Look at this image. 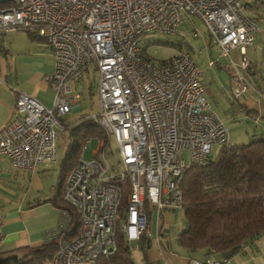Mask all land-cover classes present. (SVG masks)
I'll return each instance as SVG.
<instances>
[{
    "label": "built area",
    "instance_id": "obj_1",
    "mask_svg": "<svg viewBox=\"0 0 264 264\" xmlns=\"http://www.w3.org/2000/svg\"><path fill=\"white\" fill-rule=\"evenodd\" d=\"M8 3L0 5V40L12 30L28 31L54 58L53 72L44 78L53 92L51 105L17 92L13 119L0 130V157L14 170L32 173L56 162V130L65 115L80 109L76 86L90 67L97 73L99 112L88 119L104 138L84 139L64 179L62 200L75 212L78 226L75 234L72 217L59 210L57 226L47 233V241L56 246L50 264H96L117 250L118 238L131 251L145 234L151 237L164 212L181 208L179 183L185 171L206 162L214 147L231 144L203 96L201 71L192 55L180 52L156 64L144 51L143 37L173 36L184 22L197 18L217 49L211 64L227 74L238 101L248 92L247 51L258 27L244 13L242 0ZM0 50H5L1 43ZM238 111L241 119L246 116L242 108ZM92 139L97 149L86 159L85 145ZM155 240L160 243L158 232ZM183 264H228V259L191 258Z\"/></svg>",
    "mask_w": 264,
    "mask_h": 264
},
{
    "label": "crops",
    "instance_id": "obj_2",
    "mask_svg": "<svg viewBox=\"0 0 264 264\" xmlns=\"http://www.w3.org/2000/svg\"><path fill=\"white\" fill-rule=\"evenodd\" d=\"M242 8L256 23L258 31L254 34L253 45L247 51L248 92L238 101L232 98L227 74L211 64L215 56L212 51L217 53V49L211 44L202 23L197 18H190L183 27L188 24L187 31L198 39L199 51L204 50L207 54L205 66L198 65L191 55L201 71L203 95L206 91L210 104L223 105L227 109L224 119L220 120L228 135L232 136L236 129L244 132L247 139L252 136L257 139L258 135L264 134V0H242ZM21 31H9L0 40L1 45L5 46V50H0V130L13 119L17 92L26 93L46 106H50L53 100V92L44 79L53 72V55L34 33ZM232 55L238 56L237 53ZM81 81L76 86L78 92ZM239 108H245L248 116H257L256 122L245 117L239 118ZM80 110L81 107L71 112ZM49 167L41 165L35 172H22L14 170L6 158L0 157V253L20 247L39 248L49 243L47 233L57 226L60 217L59 209L53 203L59 171L52 192L44 190L42 185L43 173ZM159 256L160 260H154V263L165 261L168 264H183L185 261L183 258L177 262L170 259L168 262L161 251ZM228 264H264V235L252 246L228 259Z\"/></svg>",
    "mask_w": 264,
    "mask_h": 264
},
{
    "label": "trees",
    "instance_id": "obj_3",
    "mask_svg": "<svg viewBox=\"0 0 264 264\" xmlns=\"http://www.w3.org/2000/svg\"><path fill=\"white\" fill-rule=\"evenodd\" d=\"M69 137L71 143L59 165L53 203L59 210L68 211L76 234L78 219L62 200V184L76 162L84 139L104 138V135L87 119L71 127ZM179 187L182 193L180 209L185 220V227L177 236L179 247L191 254L202 252V257L230 259L252 246L264 235V134L247 144L222 146L215 158L191 165L183 174ZM138 246L146 261L151 238L145 234ZM55 250L53 242L39 248H16L1 252L0 264H49ZM96 264L136 263L131 259L129 246L118 238L117 250L109 257L100 258Z\"/></svg>",
    "mask_w": 264,
    "mask_h": 264
},
{
    "label": "rangeland",
    "instance_id": "obj_4",
    "mask_svg": "<svg viewBox=\"0 0 264 264\" xmlns=\"http://www.w3.org/2000/svg\"><path fill=\"white\" fill-rule=\"evenodd\" d=\"M192 20H195V17H191ZM197 20V19H196ZM195 22V21H194ZM197 22V21H196ZM186 22H184L185 24ZM183 24V25H184ZM183 25L179 28L178 32L173 36H164L163 34L150 33L143 37L142 45L147 56L156 64L162 63L163 61L170 60L176 54L180 52H188L193 54V57L197 61L198 65L205 66L207 63V54L204 50L198 49V39L194 38L188 30L187 26ZM23 31H21L22 33ZM24 33V32H23ZM213 57L216 58V51H212ZM96 83H97V73L90 67L87 74L83 76V79L80 84L79 92L81 93L80 107L81 110L76 113L70 112L65 115L64 121H61V127L57 128V138H56V148H57V159L56 162L50 164V167L43 173L42 185L43 189L49 192L53 191V186L58 178L59 165L64 158V155L71 143L69 134V126H78L84 120L91 118L93 115H96L99 112V102L96 92ZM208 94L205 91L203 95L207 103L213 107V112L219 116V119L225 117L227 109L225 106H217L215 104L209 103ZM211 107V108H212ZM243 113L246 114L245 118H249V114L245 108H242ZM239 113V111H238ZM253 115V114H252ZM250 116V115H249ZM255 116V115H254ZM257 118V116H255ZM62 118V119H63ZM240 118V117H239ZM238 118L239 121H241ZM243 119V118H242ZM89 123V122H87ZM68 126V127H67ZM232 136L229 134L230 141L235 145L247 144L250 140L253 139V136L249 139L246 138L244 132H239V130H233ZM110 148L114 152L116 149V143L114 139H111ZM220 147H214L210 158H215ZM97 149V141L92 139L89 143L85 145L84 157L86 159L92 158L93 153ZM185 160H188V155L185 154ZM185 227V220L182 210L176 209L174 212H164L162 216L154 224V228L151 230V248L147 252V260L143 259V254L141 253L139 246L135 243L131 244V259L136 264H155L154 260H160L159 252L161 251L166 261L169 260H182L187 259H203L202 252L191 254L185 249L181 248L177 244V236ZM156 232H158L160 237V243L157 244L155 240ZM244 250V249H242ZM50 264V263H49Z\"/></svg>",
    "mask_w": 264,
    "mask_h": 264
},
{
    "label": "water",
    "instance_id": "obj_5",
    "mask_svg": "<svg viewBox=\"0 0 264 264\" xmlns=\"http://www.w3.org/2000/svg\"><path fill=\"white\" fill-rule=\"evenodd\" d=\"M10 1H12V0H0V5L5 4V3H8Z\"/></svg>",
    "mask_w": 264,
    "mask_h": 264
}]
</instances>
